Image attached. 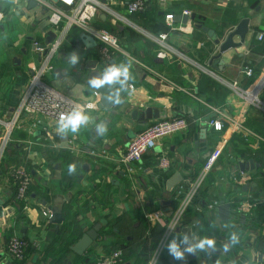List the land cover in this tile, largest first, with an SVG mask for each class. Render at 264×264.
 <instances>
[{"label":"crops","instance_id":"obj_1","mask_svg":"<svg viewBox=\"0 0 264 264\" xmlns=\"http://www.w3.org/2000/svg\"><path fill=\"white\" fill-rule=\"evenodd\" d=\"M129 1L96 0L104 10L95 25L105 31L116 28L120 46L158 77L133 63L129 84L134 90L120 92L124 104L118 110L102 111L86 83L90 73L105 68L99 45L86 47L78 29L67 34L48 63L52 71L44 82L72 101L96 103V109L88 113L86 127L63 138L53 119L27 114L17 119L0 163V264H86L75 262L80 256L71 248L96 225L99 240L81 256L84 261L118 249L123 264H146L161 234L148 215L168 216L177 187L192 181L214 152L217 161L196 203L198 211L189 209L203 219L186 214L173 236L187 234L189 244L207 236L216 248L186 253L184 261L173 260L167 251L161 264H264V89L257 107L233 88L251 91L264 75V0H147L149 7L138 15L128 14ZM183 11L191 13L187 33L165 22L166 15L180 17ZM45 15L34 0H0V145L2 124L14 119L20 97L43 61L33 42L47 53L56 39ZM193 18L221 42L242 19L249 20L248 34L240 48L211 65L218 47ZM73 51L80 56L75 67L65 58ZM245 69L252 71L251 78ZM217 112L237 119L242 128H230ZM148 115L151 120H145ZM175 117L186 120L187 130L160 140L130 172L121 162L129 141L147 125ZM209 121H220L222 130L215 131ZM102 122L108 132L98 136L96 124ZM161 158L168 161L167 169L159 166ZM73 163L76 173L69 175ZM19 168L32 178L25 203L16 199L12 180ZM176 174L182 181L169 188ZM214 202L216 209L209 211ZM221 203L230 205L226 222L217 211ZM54 208L60 225L50 222ZM233 232L239 237L236 248L230 241ZM13 235L28 246L21 263L6 252ZM225 244L230 245L227 252ZM185 247L181 244V250Z\"/></svg>","mask_w":264,"mask_h":264},{"label":"built area","instance_id":"obj_2","mask_svg":"<svg viewBox=\"0 0 264 264\" xmlns=\"http://www.w3.org/2000/svg\"><path fill=\"white\" fill-rule=\"evenodd\" d=\"M46 13L48 25L54 29L56 39L51 48L47 50L46 55L38 69L32 74L28 86L20 97L19 103L14 113V119L10 123H1L4 129L3 140L0 145V163L3 154L9 144V135L16 125L17 119L22 114H27L32 117L44 116L57 121L61 113L70 112L74 107L83 108L88 114L96 109V103H78L70 100L63 94L59 93L44 82V77L52 71L48 65L52 56H54L64 44L67 34L72 29H78L83 35L91 37L99 45V57L104 62V66L113 63L114 55H121L127 60L131 59L133 63L146 69L156 77L158 74L151 69L140 65L136 60H133L127 52L120 46L118 39L107 31L95 25L100 12L104 10V6L100 5L96 0H56V3L51 0H34ZM147 8L145 0H131L127 3V12L129 15L142 13ZM181 16L190 18L189 11H183ZM165 22L168 27L180 33H187L188 24H174V16L166 15ZM39 42H33L34 51L42 55L45 47ZM245 74L248 78L252 77V71L245 69ZM264 75L257 81L255 87L251 91H241L233 87L236 94L246 102H256L260 106V102L255 99L250 100V94L263 82ZM264 88V84L262 89ZM92 107H89V106ZM258 106V107H259ZM217 116L226 119L228 126L234 130L240 129L241 124L226 114L217 112ZM217 124L220 125L219 129ZM209 126L215 131H221L223 128L220 121H209ZM188 124L183 118H169L159 120L147 125L142 131L138 132L132 140L129 141L121 162L129 167L138 163L142 157L149 151L153 150L156 144L167 137L175 134L183 133L187 130ZM94 154V153H92ZM217 153H212L208 156L203 164L199 174L187 184H180L174 192L175 208L166 216L161 212H153L148 215L147 219L156 227L161 229L160 238L153 249L146 264H161L166 257V245L174 235L175 231L182 226L185 216L190 208L198 211L196 203L200 199L203 186L213 170L217 161ZM159 166L167 169L168 161L165 158L160 159ZM12 180L16 187V199L18 202L25 203L28 199L29 189L32 184V178L29 173L19 168L13 171ZM218 203L214 202L208 206V210H215ZM45 218L49 217V212L42 213ZM27 243L17 236H11L6 244L7 255L14 261L21 263L24 261L27 252ZM123 253L121 250H114L109 255L100 257L94 264H123Z\"/></svg>","mask_w":264,"mask_h":264},{"label":"clouds","instance_id":"obj_3","mask_svg":"<svg viewBox=\"0 0 264 264\" xmlns=\"http://www.w3.org/2000/svg\"><path fill=\"white\" fill-rule=\"evenodd\" d=\"M68 63L75 67L80 62V56L77 52L73 51L69 53L66 57ZM133 61L131 59L126 62L112 63L105 67L102 72L98 75L90 77L87 81L88 88L93 92H97L104 88L106 85L109 89H115V91H108L104 95V100L106 102L112 103L113 105L121 104L122 100L119 96L121 91L134 90L133 84H129V81H133L134 77L130 71L132 68ZM116 85H119L116 88ZM89 107H92L91 105ZM90 116L86 114L85 110L79 106L74 107L70 112L61 113L59 119L57 120L56 133L63 137H66L69 133L78 134L82 127H86L89 124ZM220 125L217 124L219 129ZM108 132L107 123L96 124V133L98 136H104ZM76 164L68 165L69 175H74L76 173ZM228 225H225L227 227ZM231 244L238 243V236L235 232L230 235ZM181 244L187 245V247L181 250ZM216 248V241L207 236L199 239L198 242L189 244V236L187 234L175 235L171 241L166 245V249L171 255L172 259L175 261H184L186 259V253L189 255H195L197 250H203L207 252L209 249ZM230 245L225 244L223 250L225 252L229 251Z\"/></svg>","mask_w":264,"mask_h":264},{"label":"water","instance_id":"obj_4","mask_svg":"<svg viewBox=\"0 0 264 264\" xmlns=\"http://www.w3.org/2000/svg\"><path fill=\"white\" fill-rule=\"evenodd\" d=\"M51 1L56 3V0H51ZM188 20L189 18L187 16L174 17V22H178V23L180 22L183 25L187 24ZM248 26H249V20L242 19L238 23V25L235 27V29L231 33H229L222 42L219 41L218 39H215L214 33L212 31L206 28H202L200 25L195 26L197 29H201L204 33H207L209 38L214 39V43L218 47L217 54L213 56L212 59L210 60L211 65L212 63L215 64L218 60H220L223 54L227 53L230 50L238 49L241 47V45L244 43L245 38L248 34ZM235 37L239 39L238 43L233 42V39ZM81 40L83 41V44L86 47H91V46L94 47L97 44L94 39L86 35H82ZM45 55H46V51L43 52L42 56H45ZM96 75H98V73L96 72L90 73L87 77L86 83L90 77H93ZM110 90L114 92L113 89H109V86L106 85L104 88L100 89L99 91L94 92L95 95H97L99 99L98 109L103 111V110H110L113 107L114 110H118L124 104L123 100L121 104H116V105L106 102L103 97ZM119 96L121 97L120 93H119ZM145 120H151L150 115H148L147 119ZM181 181H182V178L180 177L179 174L174 175L169 185V188H172L174 185L181 183ZM217 211H218V214L221 216V220L223 222H226L229 219L230 217V205L229 204L221 203ZM50 212H51L50 222L54 225H60L62 223V218L60 217L61 215H60L59 210L54 208ZM99 228L100 226L96 225L92 227V229L88 230L82 236V238L71 248V251L75 255L81 257L94 242L99 240V237H98Z\"/></svg>","mask_w":264,"mask_h":264},{"label":"trees","instance_id":"obj_5","mask_svg":"<svg viewBox=\"0 0 264 264\" xmlns=\"http://www.w3.org/2000/svg\"><path fill=\"white\" fill-rule=\"evenodd\" d=\"M149 5H150V2H148L147 0H146V6H148L149 7ZM139 14V13H138ZM137 14V15H138ZM170 15H172L171 13H170ZM174 16V15H173ZM163 18V17H162ZM194 19V18H193ZM194 25L196 26V25H199V23H196V21H195V19H194ZM106 31L108 32V33H110L111 35H113V36H115L116 38H118V36H119V34H118V30L116 29V28H108V27H106ZM74 30H76V29H74ZM123 61H126V58H123L121 55H114V57H113V63L115 62V63H120V62H123ZM29 193H31V191L29 190ZM187 215H190V216H194V217H197V218H201V219H203L202 217H203V215H200V214H198V213H195V212H192L191 210H188V213H187ZM237 236H238V234H237ZM238 242H239V237H238ZM237 245H238V243H236V244H231V246L233 247V248H236L237 247ZM107 255H109V253L107 254ZM84 258H85V256L84 257H76V259H75V262L76 263H81V262H84V263H86V264H94L95 262H96V260L97 259H93V260H91V259H89V258H87L85 261H84Z\"/></svg>","mask_w":264,"mask_h":264},{"label":"bare ground","instance_id":"obj_6","mask_svg":"<svg viewBox=\"0 0 264 264\" xmlns=\"http://www.w3.org/2000/svg\"><path fill=\"white\" fill-rule=\"evenodd\" d=\"M263 82H264V80H263ZM263 82H261L258 86H257V88L250 94V100L251 99H255L257 96H258V94L261 92V90H262V87H263ZM261 87V88H260ZM258 88H260V91H257L258 90ZM257 92V93H256Z\"/></svg>","mask_w":264,"mask_h":264},{"label":"rangeland","instance_id":"obj_7","mask_svg":"<svg viewBox=\"0 0 264 264\" xmlns=\"http://www.w3.org/2000/svg\"><path fill=\"white\" fill-rule=\"evenodd\" d=\"M263 89H264V88H263ZM262 91H263V90H262ZM260 93H261V92H260ZM260 93H259V94H260ZM259 94H258V99H257V100L260 102V95H261V94H260V95H259ZM251 103H252L254 106H257V107L259 106L256 102H253V101H252ZM1 162H2V161H1ZM1 165H2V163H1ZM1 165H0V167H1Z\"/></svg>","mask_w":264,"mask_h":264}]
</instances>
